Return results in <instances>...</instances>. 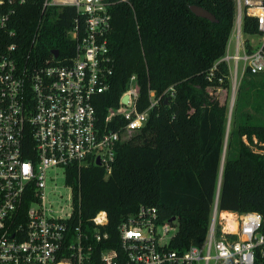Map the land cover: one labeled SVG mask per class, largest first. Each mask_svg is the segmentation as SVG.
I'll list each match as a JSON object with an SVG mask.
<instances>
[{
	"label": "built area",
	"instance_id": "obj_1",
	"mask_svg": "<svg viewBox=\"0 0 264 264\" xmlns=\"http://www.w3.org/2000/svg\"><path fill=\"white\" fill-rule=\"evenodd\" d=\"M36 1L0 0V264H254L264 245L261 217L256 212L218 211L217 187L199 245L169 249L176 221L159 223L155 208L140 206L117 226V249L97 250V243L107 238L99 232L106 214L98 212L91 219L92 233L76 220L79 196L67 182L69 171L94 165L106 178L116 145L143 126L156 101L149 91L148 108L138 112L137 87L130 76L128 88L116 106L105 109L100 125L95 105L108 91L112 74L107 37L113 2L41 0V15L50 17L51 9L70 7L75 17L65 31L62 53L56 50L55 57L51 50L40 60L34 46L42 18L22 52L8 29L16 9ZM243 18L253 21L254 34L242 32ZM222 61L230 76L264 72V0H234ZM251 141L242 137L251 152L264 156V144L254 137ZM59 177L69 191L66 197L58 192Z\"/></svg>",
	"mask_w": 264,
	"mask_h": 264
},
{
	"label": "trees",
	"instance_id": "obj_2",
	"mask_svg": "<svg viewBox=\"0 0 264 264\" xmlns=\"http://www.w3.org/2000/svg\"><path fill=\"white\" fill-rule=\"evenodd\" d=\"M109 1L113 2L107 37L112 74L108 91L95 105L98 123L103 124L107 107L116 106L132 75L137 87L136 110L148 108L149 91L156 104L147 111L143 126L116 145L106 178L94 165L69 171L67 182L79 196L76 220L92 233L91 219L104 212L106 224L99 232L107 238L97 243V250L117 249V226L138 207H153L159 223L176 221L169 249L197 246L206 234L219 175L227 100L217 95L229 89L222 57L233 26L234 0ZM41 5L38 0L18 7L8 29L14 32L12 42L22 52L30 46L42 18L34 49L35 58L43 60L51 50L62 53L65 31L75 11L53 8L52 16L46 17L41 15ZM190 6L207 11L215 22L195 17ZM241 28L244 34L255 33L251 19L243 18ZM257 78L263 82L264 72L242 73L220 173L217 210L256 212L264 235V156L251 152L242 142L245 137L251 145L254 137L257 144H264V124H256L257 120L243 112L248 96L244 90ZM261 248L254 264H264V245Z\"/></svg>",
	"mask_w": 264,
	"mask_h": 264
},
{
	"label": "rangeland",
	"instance_id": "obj_3",
	"mask_svg": "<svg viewBox=\"0 0 264 264\" xmlns=\"http://www.w3.org/2000/svg\"><path fill=\"white\" fill-rule=\"evenodd\" d=\"M228 76H229V89L226 90L224 94L217 95L219 99L226 98L227 100L226 122H225V131H224V136H223L221 155L222 153H225L228 132L230 128L233 126L232 109H233L234 100L236 98V94L238 91V87H239V84L242 78V73L238 72L236 74V77H234L233 75L230 76V74ZM250 85H251V88L246 86L244 90V92L248 96L246 98V106L243 109V112L246 113L248 116H250V118H253V120H257L258 122L254 121L256 124H264V81L262 82L261 78H257L253 80ZM253 86H256L255 87L256 90ZM231 97H232V102H231ZM131 137L132 136H130L129 139ZM223 159H224V154H223ZM220 164L221 163L219 162V167H220ZM222 165H223V161H222ZM58 174L60 176L61 172H58ZM57 185H58V192H61L63 196L66 197L69 194V191L68 189L61 187L63 186L62 177L58 178Z\"/></svg>",
	"mask_w": 264,
	"mask_h": 264
},
{
	"label": "water",
	"instance_id": "obj_4",
	"mask_svg": "<svg viewBox=\"0 0 264 264\" xmlns=\"http://www.w3.org/2000/svg\"><path fill=\"white\" fill-rule=\"evenodd\" d=\"M189 11H190V13L192 15H194L197 18L204 19V20H206V21H208L210 23L215 22L210 13H208L207 11H205V10H203V9L197 7V6H190L189 7ZM52 54L55 57H57L58 52L56 50H53L52 51ZM121 102L122 103H125L126 102V97H123L122 100H121ZM223 154L224 153H222L221 159H220V163L221 164H220V167H219V175H220L221 169H222ZM96 165H98V162L97 161H96ZM219 181H220V178H218L217 188H219ZM170 221H172V219Z\"/></svg>",
	"mask_w": 264,
	"mask_h": 264
},
{
	"label": "bare ground",
	"instance_id": "obj_5",
	"mask_svg": "<svg viewBox=\"0 0 264 264\" xmlns=\"http://www.w3.org/2000/svg\"><path fill=\"white\" fill-rule=\"evenodd\" d=\"M232 90H233V88H232ZM233 92V91H232ZM234 95V94H233ZM231 102H232V97H231ZM231 106V105H230ZM228 226L229 227H233L231 224H230V222H229V220H228Z\"/></svg>",
	"mask_w": 264,
	"mask_h": 264
}]
</instances>
